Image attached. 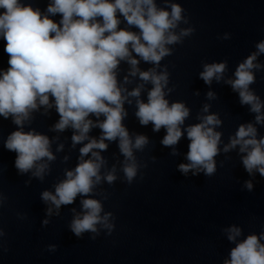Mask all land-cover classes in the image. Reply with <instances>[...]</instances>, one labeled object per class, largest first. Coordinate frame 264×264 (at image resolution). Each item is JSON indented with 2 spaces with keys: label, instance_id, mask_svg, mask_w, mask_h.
<instances>
[{
  "label": "clouds",
  "instance_id": "1",
  "mask_svg": "<svg viewBox=\"0 0 264 264\" xmlns=\"http://www.w3.org/2000/svg\"><path fill=\"white\" fill-rule=\"evenodd\" d=\"M164 4L158 6L156 0H50L42 11L25 0H0V38L6 42L4 52L8 57L7 68L0 69V117L10 118L16 125L4 140V148L16 153L14 166L19 174L31 172L42 181L56 160L52 140L33 128L26 130V126L31 125L33 113L41 108L42 115L55 108L59 119L50 130L71 129L72 146H83L76 166L65 169L64 179L54 184V191H43L41 200L51 205L46 210L50 216L53 208L59 215L62 206L72 205L82 197L81 211L71 210L73 219L69 224L77 238L92 233L91 239L95 240L101 229L110 235L115 228L113 213L104 212L102 200L93 198L102 181L112 185L118 178L115 166L101 175L107 164L101 156L109 146L105 141L118 142L124 157L121 171L128 184H132L141 167L134 151L142 152L149 139L143 134L133 137L123 123L128 115L125 104L133 103L130 98H135L134 115L142 126L152 124L154 132L165 129L161 144L172 149L171 155H178L176 145L186 134L187 163L179 164L178 171L185 176L189 172H203L207 177L216 173L215 157L221 152L223 134L215 129L222 126L221 119L218 114L198 115L200 122L185 127L190 109L182 101L170 102L166 98L173 91L168 88L167 66L156 71L162 59L173 54L168 46L182 44L183 38L195 31L183 28L177 34L174 30L179 24L188 22L182 15L184 9L169 0ZM57 16L58 21L53 19ZM121 17L127 27H120ZM133 28L138 31L130 30ZM255 49L235 68L234 78L224 79L227 61L204 63L199 78L207 85L223 80L238 93L240 104L256 114L255 124H240L222 150L228 153L238 148L245 171L250 176L258 172L264 177V136L258 137L255 126L264 125V101L250 88L256 82L254 70L262 68L256 61L264 55V40L257 42ZM141 61L154 67L141 70ZM122 62L129 65L123 84L130 82L129 77L142 81L131 91L118 81L117 70ZM148 83L152 87L145 102L140 97ZM206 97L215 99V93L209 91ZM209 108L205 104L202 112L208 113ZM93 128L100 129L98 138L89 136ZM63 147L60 144L56 151ZM68 159L64 157L65 162ZM245 187L251 191L252 182L246 181ZM103 199L108 196L105 194ZM47 224L48 220L43 221V225ZM224 232L235 246L223 264H264V231L240 240V227L233 225ZM48 250L55 251L56 246L50 245Z\"/></svg>",
  "mask_w": 264,
  "mask_h": 264
}]
</instances>
